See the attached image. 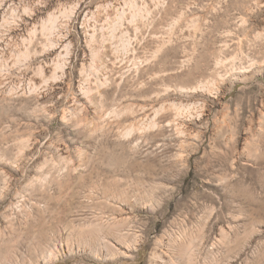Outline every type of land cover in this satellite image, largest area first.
<instances>
[{"label": "rangeland", "instance_id": "obj_1", "mask_svg": "<svg viewBox=\"0 0 264 264\" xmlns=\"http://www.w3.org/2000/svg\"><path fill=\"white\" fill-rule=\"evenodd\" d=\"M0 264H264V0H0Z\"/></svg>", "mask_w": 264, "mask_h": 264}, {"label": "bare ground", "instance_id": "obj_2", "mask_svg": "<svg viewBox=\"0 0 264 264\" xmlns=\"http://www.w3.org/2000/svg\"><path fill=\"white\" fill-rule=\"evenodd\" d=\"M189 244H185V243H183V242H180L179 240H177L176 241V244L175 243H173L172 245H169L170 247H171V249H173L174 250V253L175 254H173V258H175V259H177V258H181V257H183V255H185V253H186V255H187V252H189L190 251V257H192V252L194 251H191L190 249H189V247H191L190 245L188 246ZM133 248V247H132ZM133 249H135V248H133ZM176 255V256H175ZM188 256V257H189ZM189 259V258H188ZM189 260H191V259H189ZM173 262V261H172ZM174 263V262H173Z\"/></svg>", "mask_w": 264, "mask_h": 264}]
</instances>
